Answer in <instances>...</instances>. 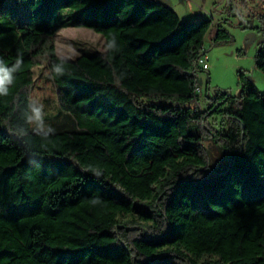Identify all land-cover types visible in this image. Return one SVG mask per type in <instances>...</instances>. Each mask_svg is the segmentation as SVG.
I'll list each match as a JSON object with an SVG mask.
<instances>
[{
    "label": "trees",
    "instance_id": "16d2710c",
    "mask_svg": "<svg viewBox=\"0 0 264 264\" xmlns=\"http://www.w3.org/2000/svg\"><path fill=\"white\" fill-rule=\"evenodd\" d=\"M212 25L160 0H0V61L12 76L0 95V264H264V200L248 203L240 180L264 177V93L240 74L239 96L221 90L198 108ZM66 27L102 34L105 50L60 57L54 36ZM43 64L62 124L39 131ZM255 65L264 72V42ZM112 135L212 139L228 165L165 164L121 203Z\"/></svg>",
    "mask_w": 264,
    "mask_h": 264
},
{
    "label": "rangeland",
    "instance_id": "374dc122",
    "mask_svg": "<svg viewBox=\"0 0 264 264\" xmlns=\"http://www.w3.org/2000/svg\"><path fill=\"white\" fill-rule=\"evenodd\" d=\"M170 5L182 21L212 20L204 39V51L210 68L196 75L200 91L198 106L206 109L210 97L221 90L239 96L242 90L240 74L250 79L264 93V72L255 65L256 54L264 42V0H160ZM219 30L229 33L228 41L218 40ZM60 57L73 59L81 54H94L106 48L105 37L87 27L61 28L54 36ZM35 86L32 93V124L41 131L62 124L51 119L60 109L57 89L46 64L34 67ZM39 108L41 118H33ZM112 165L117 173L119 192L116 199L129 203L140 196L158 170L167 164L173 169L200 165L205 161L217 171L227 168L221 147L212 139L162 136L112 135ZM242 193L248 203L264 200V177L241 176Z\"/></svg>",
    "mask_w": 264,
    "mask_h": 264
},
{
    "label": "clouds",
    "instance_id": "9594fccd",
    "mask_svg": "<svg viewBox=\"0 0 264 264\" xmlns=\"http://www.w3.org/2000/svg\"><path fill=\"white\" fill-rule=\"evenodd\" d=\"M114 43L115 41L113 40V42L109 45V47H113ZM17 63L20 64L21 61L18 60ZM64 63L65 61L61 59L59 63L53 64L52 71L58 76L64 75V72H65ZM11 83H12L11 72L9 69L5 67L3 61H0V95L8 94L7 86ZM40 111L41 110L39 108L33 109V118L39 120L41 118ZM95 174L99 176L101 173L96 172Z\"/></svg>",
    "mask_w": 264,
    "mask_h": 264
},
{
    "label": "built area",
    "instance_id": "2783aa9c",
    "mask_svg": "<svg viewBox=\"0 0 264 264\" xmlns=\"http://www.w3.org/2000/svg\"><path fill=\"white\" fill-rule=\"evenodd\" d=\"M198 65H199V67H200L201 69H203V70H208V69L210 68V65H209V63H208V57H207V55L203 54V55L199 58V60H198ZM199 91H200V89L197 88V93H198ZM198 103H199V100H198ZM198 108L201 109V108H202L201 105L198 106Z\"/></svg>",
    "mask_w": 264,
    "mask_h": 264
},
{
    "label": "crops",
    "instance_id": "0c3cea01",
    "mask_svg": "<svg viewBox=\"0 0 264 264\" xmlns=\"http://www.w3.org/2000/svg\"><path fill=\"white\" fill-rule=\"evenodd\" d=\"M241 94V93H240Z\"/></svg>",
    "mask_w": 264,
    "mask_h": 264
}]
</instances>
